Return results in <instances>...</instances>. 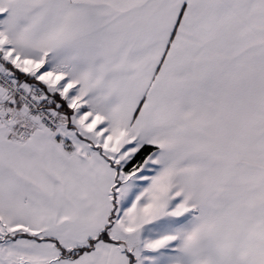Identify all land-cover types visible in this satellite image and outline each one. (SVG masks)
<instances>
[{"label": "snow or ice", "instance_id": "obj_1", "mask_svg": "<svg viewBox=\"0 0 264 264\" xmlns=\"http://www.w3.org/2000/svg\"><path fill=\"white\" fill-rule=\"evenodd\" d=\"M0 264H264V0H0Z\"/></svg>", "mask_w": 264, "mask_h": 264}]
</instances>
